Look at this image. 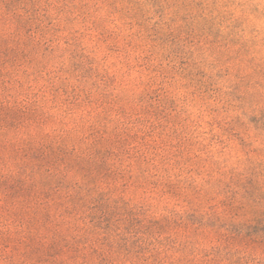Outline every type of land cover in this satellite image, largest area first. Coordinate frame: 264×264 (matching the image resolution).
I'll return each instance as SVG.
<instances>
[{"label": "rangeland", "instance_id": "obj_1", "mask_svg": "<svg viewBox=\"0 0 264 264\" xmlns=\"http://www.w3.org/2000/svg\"><path fill=\"white\" fill-rule=\"evenodd\" d=\"M0 264H264V0H0Z\"/></svg>", "mask_w": 264, "mask_h": 264}]
</instances>
